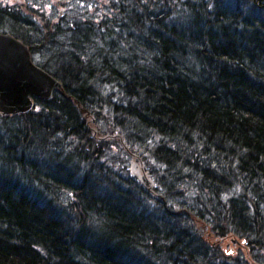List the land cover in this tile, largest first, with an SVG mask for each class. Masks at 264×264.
<instances>
[{"label":"trees","instance_id":"obj_1","mask_svg":"<svg viewBox=\"0 0 264 264\" xmlns=\"http://www.w3.org/2000/svg\"><path fill=\"white\" fill-rule=\"evenodd\" d=\"M21 1L61 87L0 115V264H264V0Z\"/></svg>","mask_w":264,"mask_h":264},{"label":"water","instance_id":"obj_2","mask_svg":"<svg viewBox=\"0 0 264 264\" xmlns=\"http://www.w3.org/2000/svg\"><path fill=\"white\" fill-rule=\"evenodd\" d=\"M60 87L54 76L33 61L26 44L0 32V115L28 112L34 106L33 97L49 99Z\"/></svg>","mask_w":264,"mask_h":264},{"label":"rangeland","instance_id":"obj_3","mask_svg":"<svg viewBox=\"0 0 264 264\" xmlns=\"http://www.w3.org/2000/svg\"><path fill=\"white\" fill-rule=\"evenodd\" d=\"M77 1L80 2V0H77ZM0 2L2 4H6V5L8 4L10 6H17L16 4L20 5L21 3H23L21 0H0ZM51 3H52V1H51ZM54 8H55V11H51L50 8L49 9H45L46 13L42 17H46L47 19L54 20L55 19L54 17H55L56 14L59 13L60 15H63L65 12L68 13V11L71 8V6L64 5L62 8H56V6H55ZM48 10H50V11H48ZM1 32H3V31H1ZM35 57H36V59H39L40 58L39 55H37ZM36 59L33 58V61L36 60ZM109 152H110V150H109ZM113 154H114L115 158H117V161L114 164L116 167H119V166L128 167L130 165L129 164L130 159L127 156H125L119 149L113 151ZM132 166H131V168H133L134 171H137L136 166L135 165H134V167H132ZM151 180L149 181L150 183H152ZM196 228L199 229V230H201V234H204V231L202 230V226L200 224H199V226L196 225ZM205 230H206V228H205ZM229 247H230V243H227V244H225V246H223V249L225 250V248H229ZM230 249H232V248H230Z\"/></svg>","mask_w":264,"mask_h":264}]
</instances>
